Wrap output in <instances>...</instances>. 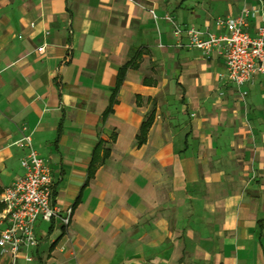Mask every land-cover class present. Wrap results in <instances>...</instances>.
Instances as JSON below:
<instances>
[{
    "label": "crops",
    "instance_id": "crops-1",
    "mask_svg": "<svg viewBox=\"0 0 264 264\" xmlns=\"http://www.w3.org/2000/svg\"><path fill=\"white\" fill-rule=\"evenodd\" d=\"M243 9L257 35L264 0H0V194L30 134L53 203L73 211L68 227L38 221L16 264H264V74L237 86L217 50L178 47L165 18L219 31Z\"/></svg>",
    "mask_w": 264,
    "mask_h": 264
},
{
    "label": "built area",
    "instance_id": "built-area-1",
    "mask_svg": "<svg viewBox=\"0 0 264 264\" xmlns=\"http://www.w3.org/2000/svg\"><path fill=\"white\" fill-rule=\"evenodd\" d=\"M249 14L248 9H243L238 15L218 19L219 31L183 25L172 14L165 18L172 24L178 47L199 49L206 55L217 50L226 65L221 76L242 87L264 74V24L253 35L247 28ZM38 51L43 53L45 45L39 46ZM21 141L27 148L21 161L25 171L0 194V203L4 204L0 214V255L9 256L13 264L26 250L38 247V221L59 217L63 226L68 227L73 213L68 208L61 214L53 203L51 166L33 146L32 136L26 134ZM25 258L33 259L31 254H25Z\"/></svg>",
    "mask_w": 264,
    "mask_h": 264
},
{
    "label": "trees",
    "instance_id": "trees-1",
    "mask_svg": "<svg viewBox=\"0 0 264 264\" xmlns=\"http://www.w3.org/2000/svg\"><path fill=\"white\" fill-rule=\"evenodd\" d=\"M142 56L141 52L138 50V48L133 47L131 49V55H130V59L122 66L119 68L118 71V77H117V81H116V85L112 91L111 97H110V102L109 105L107 107V109L104 112V115H108L110 112L113 111V106L114 104L117 102V93L119 91V88L123 82V79L125 77V74L127 72V69L130 67H137L138 66V59ZM154 119V112H151L143 121L142 125H141V130H140V134L138 136V142L139 144H142L146 141V137H147V133L148 130L153 122ZM62 126V124H61ZM101 146V142H99V144L97 145V147L94 150V156H93V160L91 162V166L89 168V179L94 175V171L96 169V164L94 163L95 160L94 159H98V150L99 147ZM110 154V149L107 148L104 151V155L103 158H101L100 162H102L104 160L105 157H107ZM56 195V191L53 190V196ZM4 208V204L0 203V209L2 210Z\"/></svg>",
    "mask_w": 264,
    "mask_h": 264
},
{
    "label": "rangeland",
    "instance_id": "rangeland-1",
    "mask_svg": "<svg viewBox=\"0 0 264 264\" xmlns=\"http://www.w3.org/2000/svg\"><path fill=\"white\" fill-rule=\"evenodd\" d=\"M59 234H60V229L57 227L56 228V230H54V232L51 234V236L49 237V238H47V239H44V242H51L52 241V239H55V238H57L58 236H59ZM61 239H63V238H61ZM60 241H62V240H60ZM49 244V243H48ZM47 244V245H48ZM46 246V245H45ZM45 249H46V252L47 253H49V251H48V246H46V247H44ZM45 260L46 261H48V262H51V259H47V258H45ZM54 260V259H53ZM20 261V264H22V263H24L23 262V260H19Z\"/></svg>",
    "mask_w": 264,
    "mask_h": 264
}]
</instances>
